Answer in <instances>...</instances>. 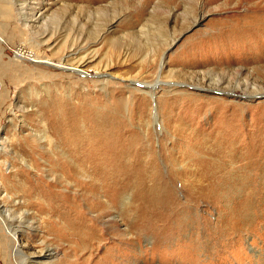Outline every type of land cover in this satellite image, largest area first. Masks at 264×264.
<instances>
[{"label": "rangeland", "instance_id": "rangeland-1", "mask_svg": "<svg viewBox=\"0 0 264 264\" xmlns=\"http://www.w3.org/2000/svg\"><path fill=\"white\" fill-rule=\"evenodd\" d=\"M225 1L0 0V264H264V33L204 39L264 0Z\"/></svg>", "mask_w": 264, "mask_h": 264}, {"label": "bare ground", "instance_id": "bare-ground-1", "mask_svg": "<svg viewBox=\"0 0 264 264\" xmlns=\"http://www.w3.org/2000/svg\"><path fill=\"white\" fill-rule=\"evenodd\" d=\"M227 1H229V0H226L224 3L226 4ZM217 2H218V0H204V3L209 4V5L213 4V3H217ZM250 10L251 11L264 10V5H260L258 3H255L250 7ZM216 28H217V31H215V32L207 35L206 37H204V39H206V41L210 42L209 47L217 46L219 48L220 45L222 47V45L224 46V45H226V43L228 44L229 47H233L235 45V43H233L234 44L233 46H231L230 44L232 42L236 41V39H238L241 34H244V35H242V37L244 36V39L242 40V42L240 43V41H238L240 43V45H243V46L244 45H247V46L251 45L252 41L250 39L248 40V38L251 37L254 40H253V46L251 45L252 50L250 53H254V54L260 53V51H261L260 48H261L262 43H263L262 34L264 33V17L259 18V17H254L253 15H250V16L243 15L242 17L241 16L238 17L237 15H232L229 18H226L225 20L217 22ZM228 32H229V34H228ZM221 43H225V44H221ZM247 46H244V47H247ZM251 46H249V47H251ZM238 47H239V45H238ZM206 49H208V48H206ZM247 49H248V47H247ZM260 54H261L260 56L263 57V54L262 53H260ZM16 56H18V58L21 60L27 59L30 62H37V58H35V56L34 57L31 56V55H29V53L25 54L24 50H22V49L16 51ZM44 62H48V61H44ZM58 65L60 67H65V68L68 67V68L72 69V71L75 70L76 72H81V74L86 73L85 71H83V69L85 70V68H83V67L86 66V64H84V63H82L81 65H79V67H76V68L72 65H66V64H61V63ZM99 81L103 82V80H99ZM203 88H205V89L209 88L210 90H214V88L205 87V86ZM250 93H252L254 95L253 97H255V95L258 92H256V91L251 92L250 91ZM246 96H248V95H246ZM220 105H222V104H220ZM224 107H225V105H224ZM73 123H74V115L73 114H71L69 112L68 113L66 112L64 115L60 114V116L57 118V123H56L55 127L53 129H51L50 133L52 136H54V138L55 137L57 138L58 136L63 135L65 133L70 134V131L72 129H74ZM225 123L228 125H231V123H233V118L230 117L228 120H225ZM93 135H94L93 132H87V133L73 132V137H72L73 143H74L73 150L76 153L79 160L83 163V165H84L82 167L83 169L87 166H90L89 171L87 172L88 173L87 176L89 178L85 179V180H83V179L77 180V186H79L82 189H91V187L94 184L93 182H95L96 180H100V178L113 179V177L112 178L110 177L109 170L107 169L108 167L106 165H103L102 163L106 162L107 160L115 161V160H118L120 158L119 153L116 152L113 149V147L110 145L98 146L97 144H95L94 146L92 145L93 148L92 147L88 148L91 145H89V146L83 145L85 142H88L89 140H91V138H93ZM44 136H45V134L43 133L39 136V138L41 137L43 139ZM48 141H49V139H48ZM50 141H51V139H50ZM51 142H53V141H51ZM110 154L113 155L112 159L109 158ZM119 196H120V194H119ZM121 199H122V197H121ZM62 201L68 203V201H65V200H62ZM249 207H250V204H249ZM52 210L55 211V209H52ZM79 220L81 221V218H79ZM83 224H84V222L82 223V225ZM12 235H13L14 239H16L18 241V238H16L17 235L14 232H12ZM92 236H94V230L93 231L89 230L88 237L91 238ZM19 247H20V244H16V250H15L16 252L17 251L20 252ZM17 248H18V250H17ZM50 254L51 253L48 250H46L41 255L47 256Z\"/></svg>", "mask_w": 264, "mask_h": 264}, {"label": "built area", "instance_id": "built-area-1", "mask_svg": "<svg viewBox=\"0 0 264 264\" xmlns=\"http://www.w3.org/2000/svg\"><path fill=\"white\" fill-rule=\"evenodd\" d=\"M24 53L26 54V52L24 51Z\"/></svg>", "mask_w": 264, "mask_h": 264}]
</instances>
